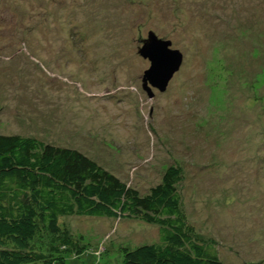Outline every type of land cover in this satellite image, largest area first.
<instances>
[{
    "label": "rangeland",
    "instance_id": "374dc122",
    "mask_svg": "<svg viewBox=\"0 0 264 264\" xmlns=\"http://www.w3.org/2000/svg\"><path fill=\"white\" fill-rule=\"evenodd\" d=\"M251 13L264 25V0H0V134L77 148L140 193L177 165L189 229L226 264H264V56L234 65L262 54L260 32L239 26ZM151 31L183 59L148 92ZM59 226L6 245L21 264H122L159 239L132 218Z\"/></svg>",
    "mask_w": 264,
    "mask_h": 264
},
{
    "label": "trees",
    "instance_id": "16d2710c",
    "mask_svg": "<svg viewBox=\"0 0 264 264\" xmlns=\"http://www.w3.org/2000/svg\"><path fill=\"white\" fill-rule=\"evenodd\" d=\"M255 16L251 13L241 18L239 26L257 29L264 39V25ZM261 48L262 54L258 49L253 55L246 52V63L235 61L237 70L247 73L255 61L260 64L264 45ZM178 168L169 165L159 183L140 193L77 148L34 136L1 133L0 264L25 260L24 251L6 244L19 241L27 246L38 230L59 236L60 217L71 215L132 218L157 226L158 242L128 248L122 264H226L212 241L189 229L177 191L181 180ZM67 242L63 240L62 248L68 249Z\"/></svg>",
    "mask_w": 264,
    "mask_h": 264
},
{
    "label": "water",
    "instance_id": "95a60500",
    "mask_svg": "<svg viewBox=\"0 0 264 264\" xmlns=\"http://www.w3.org/2000/svg\"><path fill=\"white\" fill-rule=\"evenodd\" d=\"M169 40L158 38L152 31L144 40L138 52L149 60V67L143 72L142 86L150 92V86L164 90L170 78L182 63V53L170 47Z\"/></svg>",
    "mask_w": 264,
    "mask_h": 264
}]
</instances>
